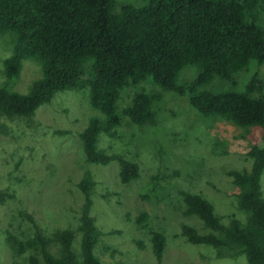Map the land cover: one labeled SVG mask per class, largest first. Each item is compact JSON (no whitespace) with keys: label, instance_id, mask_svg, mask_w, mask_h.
<instances>
[{"label":"trees","instance_id":"trees-1","mask_svg":"<svg viewBox=\"0 0 264 264\" xmlns=\"http://www.w3.org/2000/svg\"><path fill=\"white\" fill-rule=\"evenodd\" d=\"M116 1L0 0V38L10 36L12 50L2 61L6 82L0 86V118L31 123L36 111L56 94L86 90L88 105L99 117L89 118L79 134L81 152L88 164L116 162L121 184L136 180L139 167L99 148L100 136L113 138L123 119L137 127L152 125L154 105L161 99L138 89L120 110L121 94L130 86L149 81L186 98L201 116L264 132L263 82L255 73L242 91L236 89L237 74L252 62L264 64V0H147L142 6L123 5L119 11ZM27 59L37 62L41 75L27 93H16L10 84L19 78ZM187 66H196L198 74L178 84V75ZM214 81L228 89L207 90ZM246 155L249 170L229 172L237 190L236 208L245 222L232 218L223 224L201 195L180 192L182 215L196 217L207 230L200 234L182 225L180 235L191 245L210 247L218 259L244 256L247 264H264V147L253 145ZM77 188L83 202L75 231L57 229L47 236L31 215L21 212L33 233L24 240L6 233L14 255L32 253L28 264H101L94 249L104 234L90 215L94 181L89 171ZM147 219L142 213L136 224L148 229ZM76 233L78 255L72 250ZM149 242L153 264H163L165 235L149 230Z\"/></svg>","mask_w":264,"mask_h":264},{"label":"rangeland","instance_id":"rangeland-1","mask_svg":"<svg viewBox=\"0 0 264 264\" xmlns=\"http://www.w3.org/2000/svg\"><path fill=\"white\" fill-rule=\"evenodd\" d=\"M146 1L117 0L116 11L123 5L142 6ZM11 51L10 36L0 38V86L6 82L2 61ZM22 64L10 89L25 94L41 74L35 60ZM255 73L264 84V64L252 62L236 75V89L242 91ZM197 74L196 66L184 67L177 83H188ZM138 89L161 96L154 105L155 122L137 127L123 119L113 138L102 135L98 142L99 148L138 165L139 177L128 184L120 183L116 162L100 166L84 160L79 134L89 118L99 117L88 105L86 90L56 94L36 111L31 123L0 118V264L29 263L32 253L16 256L6 243L7 232L19 240L32 236V227L19 216L21 212L31 215L47 236L57 229L75 231L83 202L77 184L86 170L94 181L90 215L104 234L94 249L101 264H153L149 230L166 237L163 264H247L244 256L218 259L210 247L191 245L181 237L182 225L200 234L207 230L196 217L182 215L180 192L201 195L213 205L223 224L232 218L244 223L245 215L236 208L237 190L229 172L249 170L246 153L253 145L264 147V132L201 116L188 106L186 98L149 81L126 88L120 110ZM206 89L217 92L228 85L214 81ZM153 177L158 180L152 181ZM261 190L264 195V172ZM142 213L148 217V229L136 224ZM79 244L76 233L72 250L77 255Z\"/></svg>","mask_w":264,"mask_h":264}]
</instances>
